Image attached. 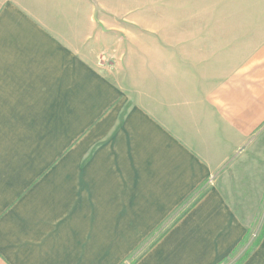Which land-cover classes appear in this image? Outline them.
<instances>
[{
	"label": "crops",
	"instance_id": "obj_1",
	"mask_svg": "<svg viewBox=\"0 0 264 264\" xmlns=\"http://www.w3.org/2000/svg\"><path fill=\"white\" fill-rule=\"evenodd\" d=\"M240 5L254 25L233 55L165 47L124 85L87 57L88 0H0V264H121L246 157L264 129V0ZM234 200L211 184L131 264H264V216L250 232Z\"/></svg>",
	"mask_w": 264,
	"mask_h": 264
},
{
	"label": "rangeland",
	"instance_id": "obj_2",
	"mask_svg": "<svg viewBox=\"0 0 264 264\" xmlns=\"http://www.w3.org/2000/svg\"><path fill=\"white\" fill-rule=\"evenodd\" d=\"M246 10V5L241 8L240 0H88L87 24L96 27V31L88 32V44L93 47L87 48V57L95 58V65L115 81L125 85L133 75L138 84L144 72L158 71L159 64H145V57H157L165 47L168 52L178 51L199 63L212 56L220 59L224 51L226 56L233 55L254 25L253 17L248 23ZM250 142L243 160L236 158L222 165L210 182L139 243L121 264H131L156 245L175 221L189 211L194 198L211 184L225 199L226 195L234 197V211L251 223L252 232L264 216V204L255 207L258 198H263L264 203V193L255 191L260 171L264 170V129ZM261 225L256 232L260 233Z\"/></svg>",
	"mask_w": 264,
	"mask_h": 264
},
{
	"label": "trees",
	"instance_id": "obj_3",
	"mask_svg": "<svg viewBox=\"0 0 264 264\" xmlns=\"http://www.w3.org/2000/svg\"><path fill=\"white\" fill-rule=\"evenodd\" d=\"M264 231V230H263ZM259 241V240H258ZM255 246V245H254Z\"/></svg>",
	"mask_w": 264,
	"mask_h": 264
}]
</instances>
